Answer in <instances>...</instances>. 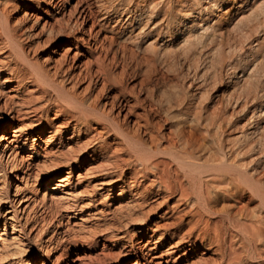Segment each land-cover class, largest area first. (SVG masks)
Returning <instances> with one entry per match:
<instances>
[{
    "label": "rangeland",
    "instance_id": "obj_1",
    "mask_svg": "<svg viewBox=\"0 0 264 264\" xmlns=\"http://www.w3.org/2000/svg\"><path fill=\"white\" fill-rule=\"evenodd\" d=\"M30 1L25 7L28 28L35 17L41 16L42 22L55 23L63 16L66 21L71 19L76 27L72 31L80 37L86 36L82 33V25L89 29L93 24L94 34L98 32V41L93 48L106 56L108 63H117L116 72H121L125 66L122 56L130 65H135L136 76L126 75L128 86L137 84L146 76L151 78V96L147 97L146 105L154 104L157 109L152 118L162 124V132L173 136L170 132H176L181 125L200 127L203 132L202 161L205 164L218 163L229 173H239L245 191L235 198L218 197L216 208L225 207L224 213L231 214L225 223L221 224L220 218L215 220L218 228L221 226L219 230L225 233L220 230L226 239L221 248L208 247V239L202 241L197 232L189 234L187 224L194 220L192 214L183 212V220H180L171 209L177 197H171L169 205L158 206L149 215V224L162 226L156 233L149 230L145 237L135 229L133 239H129L128 236L122 237L123 232L138 228L139 223L132 221L134 223L124 226V223L113 224V219L120 215V208L142 201V194L134 196L142 190L130 192L128 181L117 184L125 185L122 194L119 187L107 191L110 186L105 185L106 189H103V172H86L90 166L97 170L100 164V167L105 164V159L97 158L92 150L89 149L86 155L90 153L95 160L87 162L86 157H82L81 168L73 162L72 188L69 190L72 194H66L71 200H66H75L79 204L77 213H66L63 204L56 197L53 200L50 197L52 192L48 188L69 170L62 158L60 161V152L66 151L68 146L75 147L78 140H91L90 136L74 135L69 139L70 131L62 140L54 137L45 143L50 134L45 133L41 140H36L39 152L15 148L20 165L13 167L12 159L8 158L10 152L3 154L7 141L0 128V253L6 249L10 253L23 252L21 263L10 259L9 262L0 261V264H133L137 257L128 255L130 246L136 244L138 238L148 239L150 234L154 237L147 248L157 245L166 249L171 243H179L171 256L164 257L160 263L157 258L152 259L149 264H187L198 258L205 259L208 264L219 263L224 250L227 251L226 259L221 262L227 264L231 246L235 255L240 257L239 264H264V0H56L58 8L50 0H40L39 8ZM86 5L91 8L88 20L81 16ZM22 15L23 11L13 14V21H18ZM39 30L40 27L36 29ZM56 36L40 49V62L45 63L44 58L48 56H52L51 62H54L66 53L72 59L75 48L68 42L71 37L65 34ZM91 42L93 45L94 41ZM68 46L71 50L67 49ZM6 75L3 73L2 76ZM16 83L13 81L2 86L0 80V91L14 87L10 93L19 103L24 92ZM117 92L113 89L110 95ZM1 94L0 124L3 117L8 116L2 107L4 98ZM141 98L145 99L146 94L142 93ZM119 101L118 105L125 103L123 97ZM114 112H119L120 118L134 128L135 118L130 116L128 109L117 107ZM20 118L18 123L23 129L27 127L29 132L32 119L25 115ZM104 138L112 150L120 146L121 140H114V135L106 134ZM98 140L95 147L103 142L101 138ZM130 168V165L124 167L125 180L131 175ZM24 172L27 175L23 179ZM50 176L53 182L44 183ZM36 178L39 180L35 181ZM150 197V202H154L158 195ZM239 200L246 205L242 210L238 207L241 205ZM57 210L62 219L56 215ZM161 215L163 217H159ZM181 221L183 226L178 223ZM111 232L119 235L105 239ZM90 237L96 241H90Z\"/></svg>",
    "mask_w": 264,
    "mask_h": 264
},
{
    "label": "bare ground",
    "instance_id": "obj_2",
    "mask_svg": "<svg viewBox=\"0 0 264 264\" xmlns=\"http://www.w3.org/2000/svg\"><path fill=\"white\" fill-rule=\"evenodd\" d=\"M28 1L0 0L1 85L5 86L17 81L16 86L24 92V97L18 103L15 102V98L10 93L14 87L10 90L3 89L0 91L4 98L2 107L7 110L8 114L5 118L3 117L4 120L0 124L2 132L6 134L4 140L7 141L3 154L10 152L8 158L12 159L13 167L20 165H18L20 162L17 160L18 156L16 157L15 148L20 147L30 152H39L36 148V140H41L45 133H50L45 143H48L54 137L62 140L63 135L70 131H72V135L69 139H73L74 135L80 137L82 134H86V136H90L89 139L91 140L83 142L78 140L75 147L68 146L69 148L66 151L60 152L62 156L60 161L63 159L69 170L57 178L55 184L52 176L46 177L47 179L44 181L46 184L53 182L52 186L48 188L52 192L50 197H52V200L53 197H56L55 199L63 204L66 213H77L79 207L75 200L74 202L66 200V198L70 199L66 194H72L69 190L72 188L70 179L73 173V164L78 163L77 167L81 168L80 159L82 157H86L87 162L95 160L90 153L86 155L90 149L95 156L97 155V158L105 159V164L102 167H100V164L97 170H93L95 169L93 166L86 169V172L89 171L92 174L103 172L105 175L101 178V184L104 185L103 189H106L105 185L110 186L107 191L119 187L121 189L119 193L122 194L125 185L117 184L119 182L127 183L126 181H128V185H126L129 187L130 192L142 190L134 194V196L142 194V201H137L131 207L120 208V215L115 216L113 219V224L124 223V226L129 225L132 221L139 223V229L136 227L132 230H126L127 232L122 231L124 233L122 237L128 236L129 239H133L135 233L133 230L135 229L139 230L145 237L149 230L156 233L162 226L158 223L149 224L147 222L149 215L158 206L169 205L171 197L174 199L177 197L171 205V209L179 216L180 220H183L181 216L183 212L192 214L194 220L187 224L190 226L189 234L197 232L202 241L208 239V247H223L226 240L223 235L225 233L221 229L223 234L220 232L219 228L221 226L218 228V222L215 220L220 218L221 224L225 223L226 219L231 218V214L224 213L225 207L217 209L216 204L220 196L235 198L236 195L240 196L245 191L241 184V175L223 170L218 163L205 164L202 161L203 132L199 129L200 127L181 125L176 132H170L173 136L162 132V124L158 121L155 122L152 118L153 112L157 109L155 110L153 107L154 104L146 105L147 97L151 96V78L146 76L137 84L128 86L126 75L136 76L135 65H130L126 62V57L122 56L125 66L121 72H116L117 63L113 60V62L108 63L106 56L98 54L97 49L93 48L98 41V32L94 34L93 24L89 29H85L82 25V33L86 36L80 37H77L75 32L72 31L74 25L71 19L66 21L63 16L54 21L55 23H50L48 20L42 22L41 16L35 17V21L28 28L26 27L28 21H25L27 19L25 7ZM19 2H22V5ZM30 2L36 3L35 5L38 8L41 6L40 0ZM50 2L55 4V8H58L56 0H50ZM84 8L81 10V16L88 20L91 15V8L87 5ZM20 11H23L22 17L18 21H13L12 15ZM38 27H40V30L36 31ZM60 34L71 37L68 42L75 48L72 59L66 53L63 58H57L53 60L54 62H51L52 56L44 58L45 63L40 62L38 58L40 49L48 41L55 40L54 37L57 38L56 35L59 36ZM44 36H47V39L44 38L45 40H43ZM92 40L94 41L93 45ZM67 49H70V47L68 46ZM67 51L65 50V52ZM3 73H7V75L2 76ZM84 83L87 84L82 88ZM113 89L118 90V92L110 95V91ZM142 93L146 94L145 99L141 98ZM120 97H123L125 103L118 105ZM117 107L121 110L123 108L128 109L130 116L135 118L133 129L122 120L123 118H120L119 112L118 114L114 112ZM139 110H142V112L139 113ZM24 115L26 118L29 116V120L32 119L29 132L26 131L27 127L24 130L18 123L21 120L20 117ZM21 123L23 124V120ZM27 125L28 123L25 124V126ZM9 134L10 136L7 137ZM106 134L114 135V140L120 139V146L112 150L110 143L104 138ZM2 137L3 135H1ZM99 138L103 142L95 147L100 141ZM179 146L182 148H179ZM16 152L18 154V151ZM48 155L50 156V154ZM61 162L60 164H62ZM52 164L54 165V162ZM126 165H130L132 168L131 175L127 180H125L126 174H124ZM113 173L116 174V178H114L115 174ZM26 175L27 173L24 172L22 178ZM67 187L70 188L67 189ZM154 188H157L156 191H153ZM58 192H61V194H55ZM44 194H46L45 191ZM152 194L158 195L157 198L155 197L156 199L153 198L155 199L154 202H150V195ZM58 202H56V206H59ZM238 204H241L238 206L239 210L246 207L243 200H239ZM183 205L185 207L181 208ZM83 206H81V209H83ZM188 207L189 210H187ZM55 213L56 215L59 214L58 216L62 219V214L58 210ZM159 217H163V215ZM178 223L183 226L182 221ZM118 235L111 232L109 235L106 234L105 239H112ZM153 237L154 234H150L148 239L138 238L137 243L130 246L131 249L128 255L134 254L137 257L133 264H149L151 261L153 262L152 259L156 258L160 263L164 257L171 256L175 252L173 248L177 247L179 243V241L174 244L171 243L166 249L157 245L147 248L148 244L153 241ZM89 240L96 241L93 238ZM234 251L231 246L227 264L240 263V257L235 255ZM22 253L20 251L10 253V250L6 249V251L0 253V261L6 260L9 262L10 259H16L17 263H21L23 260ZM226 254L227 251L224 250L220 262L214 261L212 264H224L221 261L226 259ZM11 256L13 258H10ZM198 259L200 260L198 261ZM198 259L187 264H208L205 259ZM141 260H144V263Z\"/></svg>",
    "mask_w": 264,
    "mask_h": 264
}]
</instances>
